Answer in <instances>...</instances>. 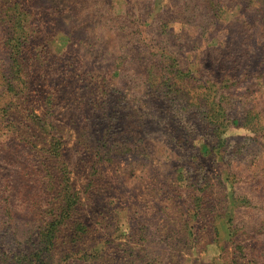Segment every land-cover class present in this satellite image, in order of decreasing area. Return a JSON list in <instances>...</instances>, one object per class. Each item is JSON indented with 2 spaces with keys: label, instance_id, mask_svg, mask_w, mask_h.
I'll use <instances>...</instances> for the list:
<instances>
[{
  "label": "rangeland",
  "instance_id": "obj_1",
  "mask_svg": "<svg viewBox=\"0 0 264 264\" xmlns=\"http://www.w3.org/2000/svg\"><path fill=\"white\" fill-rule=\"evenodd\" d=\"M48 248L264 264V0H0V264Z\"/></svg>",
  "mask_w": 264,
  "mask_h": 264
},
{
  "label": "trees",
  "instance_id": "obj_2",
  "mask_svg": "<svg viewBox=\"0 0 264 264\" xmlns=\"http://www.w3.org/2000/svg\"><path fill=\"white\" fill-rule=\"evenodd\" d=\"M50 243V242H49ZM42 251V253L38 254V258H40V261H38L40 264H46V262L42 261V259H45L44 256H45V252L43 251H47V252H50L52 253V249L51 248H48V249H42L40 250ZM37 260V253L34 255V260Z\"/></svg>",
  "mask_w": 264,
  "mask_h": 264
}]
</instances>
